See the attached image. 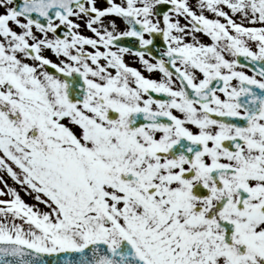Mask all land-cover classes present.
I'll use <instances>...</instances> for the list:
<instances>
[{
	"label": "snow or ice",
	"instance_id": "snow-or-ice-1",
	"mask_svg": "<svg viewBox=\"0 0 264 264\" xmlns=\"http://www.w3.org/2000/svg\"><path fill=\"white\" fill-rule=\"evenodd\" d=\"M0 264H264V0H0Z\"/></svg>",
	"mask_w": 264,
	"mask_h": 264
},
{
	"label": "rangeland",
	"instance_id": "rangeland-1",
	"mask_svg": "<svg viewBox=\"0 0 264 264\" xmlns=\"http://www.w3.org/2000/svg\"><path fill=\"white\" fill-rule=\"evenodd\" d=\"M22 195H23V193H22ZM25 199H26V200H30V198H28V197H25Z\"/></svg>",
	"mask_w": 264,
	"mask_h": 264
}]
</instances>
